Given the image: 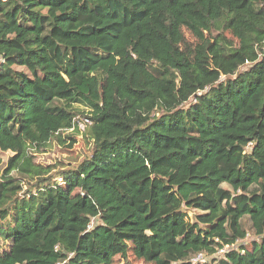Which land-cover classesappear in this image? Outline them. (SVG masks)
Segmentation results:
<instances>
[{"label":"trees","instance_id":"trees-1","mask_svg":"<svg viewBox=\"0 0 264 264\" xmlns=\"http://www.w3.org/2000/svg\"><path fill=\"white\" fill-rule=\"evenodd\" d=\"M0 152V264H264V0H0Z\"/></svg>","mask_w":264,"mask_h":264},{"label":"rangeland","instance_id":"rangeland-1","mask_svg":"<svg viewBox=\"0 0 264 264\" xmlns=\"http://www.w3.org/2000/svg\"><path fill=\"white\" fill-rule=\"evenodd\" d=\"M188 36V35H187ZM82 116L79 115L76 120L81 121ZM69 136V137H66ZM61 142L52 140L49 146L45 149L40 150L39 152L33 153V160L35 163L41 166H48V167H55L56 169L60 168V166H67L68 164H73L78 160H81L85 155L88 154V147L90 144L88 140L85 138V135L82 131H78L77 133L75 130L71 129L68 131L63 132ZM13 154L11 152L1 153L0 152V172H3L7 167V162L10 156ZM189 164H185L183 166V172L186 176H188V181L192 184L198 185L202 182L203 178L209 174V170L206 169L204 171H200L196 173L193 177L189 176L188 171ZM142 179H148L150 181H158L162 184V193L164 196H170L172 194V189L169 184H167L162 177L155 176L151 170L145 172V175L141 177ZM164 191V192H163ZM174 198L180 203L181 201L179 198L174 195ZM188 219L192 218L194 215V211L189 210ZM186 220V219H185ZM187 221V220H186ZM97 222L96 219L91 220V226L93 223ZM252 238L251 236H247V240L245 245L250 248V242ZM1 248H7L8 244L4 243L0 240ZM223 255V252L218 253L216 256L219 257ZM207 260V259H205ZM209 260V259H208ZM114 264H145L142 261L136 260L132 253L128 254L127 259L116 257L114 259Z\"/></svg>","mask_w":264,"mask_h":264},{"label":"built area","instance_id":"built-area-1","mask_svg":"<svg viewBox=\"0 0 264 264\" xmlns=\"http://www.w3.org/2000/svg\"><path fill=\"white\" fill-rule=\"evenodd\" d=\"M245 64L247 65L248 62H246ZM87 125H91V122H90L89 119H87V118H82V120H81V121H78V124H77L78 129H79L80 131H82V132L85 130V128H86ZM90 227H91V223H90ZM56 249H57V247H56ZM227 249H229L228 246L225 247V248H223L222 250H220L218 253H221V252L224 253V251H226ZM205 259H206V258L203 256V254H197V255H195V256L191 259V262H192L193 264H195V263H197V262H203V261H205Z\"/></svg>","mask_w":264,"mask_h":264}]
</instances>
